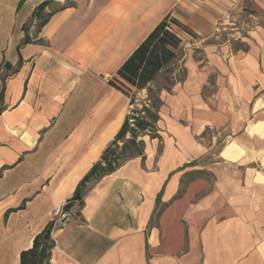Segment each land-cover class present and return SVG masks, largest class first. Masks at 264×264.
Masks as SVG:
<instances>
[{
    "label": "crops",
    "instance_id": "1",
    "mask_svg": "<svg viewBox=\"0 0 264 264\" xmlns=\"http://www.w3.org/2000/svg\"><path fill=\"white\" fill-rule=\"evenodd\" d=\"M168 15L194 37L160 138L55 221L48 264H264V0H0V264L100 161L131 110L109 80Z\"/></svg>",
    "mask_w": 264,
    "mask_h": 264
},
{
    "label": "trees",
    "instance_id": "2",
    "mask_svg": "<svg viewBox=\"0 0 264 264\" xmlns=\"http://www.w3.org/2000/svg\"><path fill=\"white\" fill-rule=\"evenodd\" d=\"M49 4L50 1H45L34 11L38 30L45 26L54 14V12H45V8ZM72 5L73 3H68L60 9ZM171 23L194 36L192 31L168 15L119 68L116 76L109 80L112 87L130 99V106L133 109L130 110L114 140L105 149L100 161L83 178L73 197L64 206L65 213L70 212L76 202L81 206L84 204V197L91 182L113 173L133 158L142 157L144 159L145 141L143 138L145 136H149L151 140L160 138L157 127L160 120L159 112L163 105L160 92L162 90L169 91L175 79L166 78L165 84L157 89L151 88L150 85L164 69L179 58L182 40L170 30ZM28 42H30V38L27 37L24 43ZM6 68L10 69V65H6ZM16 71L17 69L13 72ZM5 79L6 76L0 74V80L4 81ZM143 90H147L148 97L142 103V108L137 109L135 108L138 106L137 95ZM54 227L55 221H52L34 238L32 248L21 253L20 264L49 263L55 247V241L51 235Z\"/></svg>",
    "mask_w": 264,
    "mask_h": 264
},
{
    "label": "rangeland",
    "instance_id": "3",
    "mask_svg": "<svg viewBox=\"0 0 264 264\" xmlns=\"http://www.w3.org/2000/svg\"><path fill=\"white\" fill-rule=\"evenodd\" d=\"M234 12L237 13V15H242V14L246 13V8L241 4L238 6V9L235 8ZM170 30L173 31L174 33H176L182 39L185 38L184 36H186V35H188L190 37H194V36H191L188 32H185L183 29L177 27L173 23L170 24ZM236 37H239L238 34H236V32H234V31L233 32L230 31L228 33V37L226 38V40H229L230 42L235 43ZM179 51H180L179 58L172 65H170L169 67L164 69L158 75V77L154 81V83H152L150 85L151 88H153V89L161 88L165 84L166 78L175 79V77H179V75H181V73L179 74V61L183 55V41H182L181 48ZM160 94H161V92H160ZM147 97H148L147 90H143L142 92L138 93L137 101H136L138 106H135V108L141 109L142 103L147 99ZM131 109H133V108H131Z\"/></svg>",
    "mask_w": 264,
    "mask_h": 264
},
{
    "label": "built area",
    "instance_id": "4",
    "mask_svg": "<svg viewBox=\"0 0 264 264\" xmlns=\"http://www.w3.org/2000/svg\"><path fill=\"white\" fill-rule=\"evenodd\" d=\"M52 217L54 219V221H56L57 219L59 220L60 218L64 217L66 215L65 211H64V207L63 208H57L52 212Z\"/></svg>",
    "mask_w": 264,
    "mask_h": 264
},
{
    "label": "water",
    "instance_id": "5",
    "mask_svg": "<svg viewBox=\"0 0 264 264\" xmlns=\"http://www.w3.org/2000/svg\"><path fill=\"white\" fill-rule=\"evenodd\" d=\"M69 216H70L69 214H66L64 217H62L60 219L59 223L64 224L67 221V219L69 218Z\"/></svg>",
    "mask_w": 264,
    "mask_h": 264
}]
</instances>
